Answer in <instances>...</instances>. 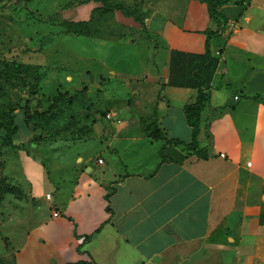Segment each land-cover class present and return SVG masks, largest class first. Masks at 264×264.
<instances>
[{
    "label": "crops",
    "instance_id": "0c3cea01",
    "mask_svg": "<svg viewBox=\"0 0 264 264\" xmlns=\"http://www.w3.org/2000/svg\"><path fill=\"white\" fill-rule=\"evenodd\" d=\"M152 9L147 27L163 22L156 32L166 42L160 68L136 103L111 111L81 142L72 182L45 169L49 210L26 218L12 261L4 249L0 264H264V0L220 9L218 65L203 74L207 158L147 136L143 121L192 141L184 107L197 96L192 70L206 52L205 30L217 22L200 0H156ZM174 52L184 56L175 69Z\"/></svg>",
    "mask_w": 264,
    "mask_h": 264
},
{
    "label": "rangeland",
    "instance_id": "374dc122",
    "mask_svg": "<svg viewBox=\"0 0 264 264\" xmlns=\"http://www.w3.org/2000/svg\"><path fill=\"white\" fill-rule=\"evenodd\" d=\"M155 2L0 0V254L7 250L10 261L29 230L26 218L42 206L49 210L45 169L72 182L79 145L95 124L136 103L146 76L157 73L166 42L156 28L163 22L144 29L125 14H151ZM97 7L111 13L99 23L94 17L92 35L68 30L66 22L90 21ZM8 113L19 126L13 144L1 126ZM42 114L54 120L44 138L32 119Z\"/></svg>",
    "mask_w": 264,
    "mask_h": 264
},
{
    "label": "trees",
    "instance_id": "16d2710c",
    "mask_svg": "<svg viewBox=\"0 0 264 264\" xmlns=\"http://www.w3.org/2000/svg\"><path fill=\"white\" fill-rule=\"evenodd\" d=\"M200 1L207 4L209 16L213 21L217 22V28L215 30L209 28L205 30V33L207 34L206 52L199 57V61L195 64L192 70V78L195 82L194 87L197 88V96L192 103H189L184 107L186 119L193 129L192 141L190 143H185L178 139L167 138V136L164 134L162 129L159 127L156 120L147 122V119H144L143 130L145 134L149 137H152L154 139L155 138L164 139L168 144L173 143L175 145L184 146L186 149L194 151L200 158H207L209 156L208 147L201 148L199 146L202 113L205 110L211 98V93L209 91V88L205 87V83L203 81V74L211 72L218 65L219 59L214 54L212 48V40L213 38L221 35L224 24L227 22L226 16L220 10L221 7L232 2L233 0H200ZM236 1L238 4H243L245 0H236ZM109 13H111V11L107 9V7H97L94 9L90 21H85V20L68 21L65 24L69 31L79 35L89 36L92 35L93 33L92 20L94 19V17L96 19L95 21L99 23L101 19L107 18ZM125 14L128 17H133L137 22H139L143 26L144 29H148L146 24L148 11H145L144 9L142 11L125 10ZM183 57L184 56L182 53H178V52L173 53L172 67L174 69L176 62H178L177 66L182 64L184 59ZM182 73L183 72L181 71V74ZM253 99L258 101L261 99V97L254 96ZM15 119H16L15 115H11V113H8L4 121L1 122V126L5 130V139L9 144H13L15 142L14 137L19 130V126L15 122ZM32 119L35 121L36 130L37 131L40 130L42 138H44L43 134L45 131H49V132L53 131L52 130L53 128L52 124L54 121L53 115L42 114L38 117H33ZM161 155L162 157H164L163 149L161 151ZM76 264H83V262L80 261L77 262Z\"/></svg>",
    "mask_w": 264,
    "mask_h": 264
},
{
    "label": "built area",
    "instance_id": "2783aa9c",
    "mask_svg": "<svg viewBox=\"0 0 264 264\" xmlns=\"http://www.w3.org/2000/svg\"><path fill=\"white\" fill-rule=\"evenodd\" d=\"M235 98L238 99V96H236ZM107 117H108V118H112V115L108 113ZM118 122H120V120H119ZM101 161H102V160L99 159V162H101ZM48 198H50V195H48ZM55 215H58V213H55Z\"/></svg>",
    "mask_w": 264,
    "mask_h": 264
}]
</instances>
